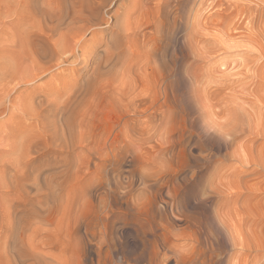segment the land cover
<instances>
[{
	"label": "rangeland",
	"instance_id": "obj_1",
	"mask_svg": "<svg viewBox=\"0 0 264 264\" xmlns=\"http://www.w3.org/2000/svg\"><path fill=\"white\" fill-rule=\"evenodd\" d=\"M94 1L101 60L28 88L73 85L60 139L0 140V264H264V0Z\"/></svg>",
	"mask_w": 264,
	"mask_h": 264
},
{
	"label": "bare ground",
	"instance_id": "obj_2",
	"mask_svg": "<svg viewBox=\"0 0 264 264\" xmlns=\"http://www.w3.org/2000/svg\"><path fill=\"white\" fill-rule=\"evenodd\" d=\"M12 1L11 4L5 2L6 6L10 4V7L8 6L10 9L6 6L5 11L0 9L2 12L4 11V13H0V116L1 114L2 117L7 116L6 123L0 126V140H9V143L4 145L7 154L11 155V160L14 159V162L25 160V164H28L31 152L39 148L37 140L33 141L32 138L39 137L43 133L48 134L47 136L52 139H60L56 125L53 126L48 123L47 118L51 116L48 114H55V116L56 114H64L65 103L71 101L74 97L73 85L59 88L57 84H54V86L41 90L28 88L36 80L49 75L62 65L72 64V66L77 67L82 64L97 63L101 60L102 55H100V52L98 54L91 46L95 42L90 43L82 39L83 31L85 32L91 25H88L89 13L96 12L99 8L94 10L97 6L93 7L96 3L93 0H67V3L66 0H61L59 2L62 4L64 1L65 6H61L59 3L60 7L55 6L56 3L52 6L51 2L55 0ZM1 2L3 0H0ZM79 2L81 3L80 6ZM103 2L104 0L101 4ZM2 4L4 5V3ZM76 4L80 7L78 10L74 9ZM244 11L248 10L241 9L236 14H230V20L233 21L238 18ZM94 15L96 16V14ZM100 16L97 17L100 19ZM123 25L125 26L124 23ZM123 28L125 29V27ZM201 29H204V27L202 26ZM194 30V37L200 39V31L196 28ZM227 31H229V24ZM187 53L188 50L186 49ZM172 73L176 80L182 79L179 65L173 69ZM61 76L60 74L59 77ZM75 90H77L76 87ZM15 114L22 115V122L13 123ZM30 118L36 119L37 123L39 122L38 129L24 125L26 119ZM60 141L64 142L62 138ZM5 156L7 158L8 155L5 154ZM1 158L3 157L1 156Z\"/></svg>",
	"mask_w": 264,
	"mask_h": 264
}]
</instances>
